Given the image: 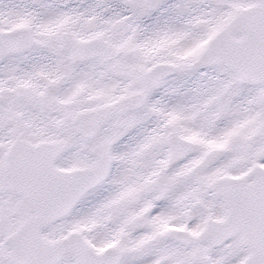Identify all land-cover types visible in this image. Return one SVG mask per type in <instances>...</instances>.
Masks as SVG:
<instances>
[{
    "label": "snow or ice",
    "instance_id": "snow-or-ice-1",
    "mask_svg": "<svg viewBox=\"0 0 264 264\" xmlns=\"http://www.w3.org/2000/svg\"><path fill=\"white\" fill-rule=\"evenodd\" d=\"M0 264H264V0H0Z\"/></svg>",
    "mask_w": 264,
    "mask_h": 264
}]
</instances>
